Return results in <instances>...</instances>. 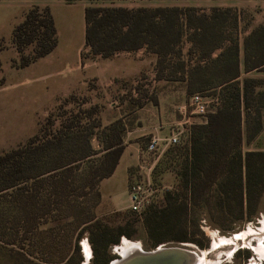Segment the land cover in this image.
<instances>
[{
  "label": "trees",
  "instance_id": "obj_1",
  "mask_svg": "<svg viewBox=\"0 0 264 264\" xmlns=\"http://www.w3.org/2000/svg\"><path fill=\"white\" fill-rule=\"evenodd\" d=\"M242 12L86 7L82 59L143 50L156 59L155 80L183 83L187 97L210 93L212 108L167 152L179 186L163 196L160 207L98 218L99 185L123 151L124 122L103 126L99 104L75 94L59 99L33 136L0 153V243L24 257L23 242L39 237L40 250L51 255L44 264H79L78 243L87 235L91 264H109V249L133 239L137 224L153 249L185 243L202 248V224L231 232L264 217V152L242 151L261 128L264 81L241 79L240 70L242 65L244 74L264 72V18L242 27ZM10 44L18 56L14 69L49 55L57 46L49 8L32 6L11 30Z\"/></svg>",
  "mask_w": 264,
  "mask_h": 264
},
{
  "label": "rangeland",
  "instance_id": "obj_2",
  "mask_svg": "<svg viewBox=\"0 0 264 264\" xmlns=\"http://www.w3.org/2000/svg\"><path fill=\"white\" fill-rule=\"evenodd\" d=\"M89 3V6L124 7L128 9L176 6L208 10L213 7H231L243 11L240 24L242 27L258 25L264 18V0H90ZM30 5L29 0H0V45L4 48L0 53V80H3L2 85H0V153L24 143L30 137L29 135L35 132L34 126L45 119L48 113L60 103L58 100L61 99L62 101L67 97L53 98L55 91H57V83L70 82L80 75L76 70V64L79 50L84 44V18L77 6L60 7L54 11L57 46L49 55L23 69L11 67L12 61L17 60L18 56L10 44V33L32 7ZM88 58L86 57L84 61ZM141 77L144 78L145 75L143 74ZM143 84L141 83V85ZM139 86L140 84L136 86L135 83L130 82L125 83V85L119 84L117 89L123 87L128 96L130 90ZM62 93L65 92L62 91ZM73 94L79 100L89 101V104L105 103L103 100L104 90L98 87L96 79H89L85 85L77 86V90ZM204 95L208 100H213L210 93ZM116 97L118 96L111 94V96H107L106 101L112 105L111 103L115 99V106H118L119 100ZM211 108L212 103H209L208 109ZM189 109L192 111L190 107ZM260 116V132H263L254 136L249 143L243 142V152L247 149L264 152V112ZM34 118L36 124L32 122ZM195 120L199 122L196 124H201L206 120V115L197 116ZM7 123L9 126L6 125ZM184 140L185 137L180 138V142ZM93 145L96 147L97 142L93 141ZM175 147L166 148L160 155L159 162L161 165L156 171V178L150 180L153 184V194L147 207H160L163 196L167 192L177 189V179L169 170V158L167 157V152ZM138 181L145 182L146 179L140 178ZM121 198L120 207H130L129 195L125 193ZM95 214L98 218H102L104 216L110 217L112 212L96 209ZM135 226L133 239L123 238L118 245L109 249L110 263L119 258L118 251L123 242L138 244L143 251L153 250L146 241V235L141 224ZM200 230L203 232V237H199L197 240L203 245L202 248L193 243L185 244L204 253L205 259L210 264H264L263 215L252 221L235 225L231 232H221L206 224H202ZM38 238L32 239V242H23L21 251L25 258L17 256L10 247L0 243V264H44L51 255L40 250ZM221 240H231V242L222 243ZM78 245L81 258L79 264L85 262L91 264L92 253L87 235H83Z\"/></svg>",
  "mask_w": 264,
  "mask_h": 264
},
{
  "label": "crops",
  "instance_id": "obj_3",
  "mask_svg": "<svg viewBox=\"0 0 264 264\" xmlns=\"http://www.w3.org/2000/svg\"><path fill=\"white\" fill-rule=\"evenodd\" d=\"M29 1L31 2L30 6L48 7L54 25V11L57 8L77 6L84 18V10L90 4V0H70L69 3H66L65 0ZM83 50V47L79 50L76 64V70L80 75L70 82L57 83V91L53 98L73 94L77 90V86L85 85L89 79H96L98 87L104 90L103 100L105 103H99L101 123L106 126L117 119H122L125 132L124 148L115 170L99 185L100 203L97 209L103 212L125 211L129 209V206L120 207V202L121 197L125 193L128 194L129 184L140 178L148 180L156 178L155 169L159 163L160 152L153 155L144 153L149 139L156 136L162 140L173 132L182 133V137L186 128L199 123L195 120L198 115L189 109L190 97L186 96L183 83L154 79L153 68L156 59L153 55L140 50L131 54H118L109 59L96 57L84 61L85 58H81ZM240 70L241 79L264 81V72L251 71L244 74L242 65H240ZM143 74L144 78L141 77ZM130 82L135 83L136 86L140 84V86L130 90L128 96L123 87L117 89L119 84L125 85ZM141 83L144 84L141 85ZM111 94L118 96L116 97L119 100L118 106H115V99L111 103L112 105L106 101L107 96H111ZM135 100L140 102L139 107L135 106ZM32 122L36 124L35 118L32 119ZM6 125L9 126V123ZM34 127L33 135L36 133L37 125ZM262 132L259 131L258 134H262ZM32 134L29 136L31 137ZM159 149H164L162 144ZM246 151L255 150L247 149Z\"/></svg>",
  "mask_w": 264,
  "mask_h": 264
},
{
  "label": "built area",
  "instance_id": "obj_4",
  "mask_svg": "<svg viewBox=\"0 0 264 264\" xmlns=\"http://www.w3.org/2000/svg\"><path fill=\"white\" fill-rule=\"evenodd\" d=\"M209 103H213V100H208L207 97L201 94H194L189 99V107L198 116L207 114ZM181 135L182 133L180 132H173L162 140L156 136H152L146 145L144 153L153 155L156 152H160L161 155L166 148L179 145ZM161 144L164 148L163 150L159 149ZM152 186V182L148 179L145 182L134 181L129 184L128 195L131 202L129 210L131 212L139 214L146 209L153 194Z\"/></svg>",
  "mask_w": 264,
  "mask_h": 264
},
{
  "label": "water",
  "instance_id": "obj_5",
  "mask_svg": "<svg viewBox=\"0 0 264 264\" xmlns=\"http://www.w3.org/2000/svg\"><path fill=\"white\" fill-rule=\"evenodd\" d=\"M200 255V251L187 244L176 247L160 245L151 251H143L138 247L132 253L119 254V258L110 264H202Z\"/></svg>",
  "mask_w": 264,
  "mask_h": 264
},
{
  "label": "bare ground",
  "instance_id": "obj_6",
  "mask_svg": "<svg viewBox=\"0 0 264 264\" xmlns=\"http://www.w3.org/2000/svg\"><path fill=\"white\" fill-rule=\"evenodd\" d=\"M222 243H230L231 240H221ZM138 247H140L138 244H131L129 242H123L122 246L119 248L118 253L121 255L132 253L136 250H138ZM201 260L202 264H208V260L205 259V254L201 253ZM84 264H87L86 262ZM210 264V263H209Z\"/></svg>",
  "mask_w": 264,
  "mask_h": 264
},
{
  "label": "snow or ice",
  "instance_id": "obj_7",
  "mask_svg": "<svg viewBox=\"0 0 264 264\" xmlns=\"http://www.w3.org/2000/svg\"><path fill=\"white\" fill-rule=\"evenodd\" d=\"M237 238H239V237H237Z\"/></svg>",
  "mask_w": 264,
  "mask_h": 264
}]
</instances>
